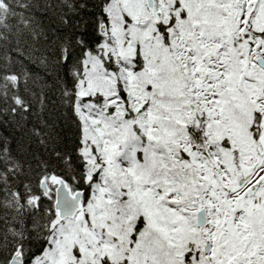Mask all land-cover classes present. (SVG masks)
I'll use <instances>...</instances> for the list:
<instances>
[{
  "label": "snow or ice",
  "instance_id": "6c2138e0",
  "mask_svg": "<svg viewBox=\"0 0 264 264\" xmlns=\"http://www.w3.org/2000/svg\"><path fill=\"white\" fill-rule=\"evenodd\" d=\"M0 264H264V0H0Z\"/></svg>",
  "mask_w": 264,
  "mask_h": 264
}]
</instances>
